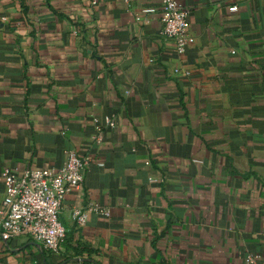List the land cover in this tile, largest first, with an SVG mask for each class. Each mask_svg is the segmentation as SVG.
<instances>
[{
    "label": "crops",
    "instance_id": "crops-1",
    "mask_svg": "<svg viewBox=\"0 0 264 264\" xmlns=\"http://www.w3.org/2000/svg\"><path fill=\"white\" fill-rule=\"evenodd\" d=\"M178 2L182 56L160 0H0V200L4 168L91 158L58 251L0 238V264H264V0Z\"/></svg>",
    "mask_w": 264,
    "mask_h": 264
},
{
    "label": "built area",
    "instance_id": "built-area-1",
    "mask_svg": "<svg viewBox=\"0 0 264 264\" xmlns=\"http://www.w3.org/2000/svg\"><path fill=\"white\" fill-rule=\"evenodd\" d=\"M161 36L164 40L174 42L179 56L185 53L190 39L188 32V10L178 0H160ZM236 6L229 8L235 11ZM144 14H152L155 9L146 7ZM139 19V17H138ZM175 74L181 73L174 68ZM188 75V71H184ZM93 144H100L103 127H114L112 117L105 116L103 121L93 118ZM91 158L70 150L65 155L64 163L59 168H28L17 174L10 168L1 171L3 179V196L0 200V238L8 241L15 237L30 238L42 245L49 252H56L65 237V228L59 219L65 195L81 189ZM149 161H145L148 165ZM158 179L149 177L150 182ZM90 212L107 215L106 209L98 205H86L72 209L71 216L77 227L83 226ZM246 264H263L260 257L247 254Z\"/></svg>",
    "mask_w": 264,
    "mask_h": 264
}]
</instances>
